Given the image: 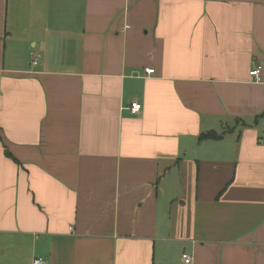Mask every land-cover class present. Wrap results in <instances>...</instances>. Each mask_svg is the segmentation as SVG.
<instances>
[{
    "label": "crops",
    "instance_id": "obj_1",
    "mask_svg": "<svg viewBox=\"0 0 264 264\" xmlns=\"http://www.w3.org/2000/svg\"><path fill=\"white\" fill-rule=\"evenodd\" d=\"M37 258L264 264V0H0V264Z\"/></svg>",
    "mask_w": 264,
    "mask_h": 264
},
{
    "label": "built area",
    "instance_id": "obj_2",
    "mask_svg": "<svg viewBox=\"0 0 264 264\" xmlns=\"http://www.w3.org/2000/svg\"><path fill=\"white\" fill-rule=\"evenodd\" d=\"M37 62H38V60L35 57L33 59V62L32 63L33 64H37ZM144 73H146V74L153 73V69L152 68H148V67L147 68H144ZM248 73H249V76L251 78H253V80L255 82L260 81V78H261V76H260L261 75V68H260V66H257L255 68L251 69ZM128 109H129V111L131 113L135 114V113H138L140 111L141 105L137 101H131L130 104H129V106H128ZM182 258H183V260H184L185 263H189L190 260H191L190 257L188 256V254H186L184 252L182 253ZM43 263H44V260L38 259V258L33 261V264H43Z\"/></svg>",
    "mask_w": 264,
    "mask_h": 264
},
{
    "label": "trees",
    "instance_id": "obj_3",
    "mask_svg": "<svg viewBox=\"0 0 264 264\" xmlns=\"http://www.w3.org/2000/svg\"><path fill=\"white\" fill-rule=\"evenodd\" d=\"M200 137L201 138H218L220 136L214 132H205V133H202Z\"/></svg>",
    "mask_w": 264,
    "mask_h": 264
}]
</instances>
